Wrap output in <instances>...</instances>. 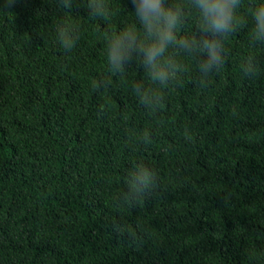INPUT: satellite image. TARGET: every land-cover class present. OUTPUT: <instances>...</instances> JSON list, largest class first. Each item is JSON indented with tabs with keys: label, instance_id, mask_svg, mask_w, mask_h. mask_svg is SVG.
I'll list each match as a JSON object with an SVG mask.
<instances>
[{
	"label": "trees",
	"instance_id": "1",
	"mask_svg": "<svg viewBox=\"0 0 264 264\" xmlns=\"http://www.w3.org/2000/svg\"><path fill=\"white\" fill-rule=\"evenodd\" d=\"M0 264H264V0H0Z\"/></svg>",
	"mask_w": 264,
	"mask_h": 264
}]
</instances>
